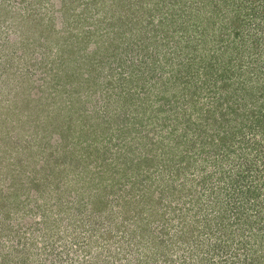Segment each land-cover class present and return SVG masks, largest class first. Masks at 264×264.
Masks as SVG:
<instances>
[{
	"label": "rangeland",
	"instance_id": "rangeland-1",
	"mask_svg": "<svg viewBox=\"0 0 264 264\" xmlns=\"http://www.w3.org/2000/svg\"><path fill=\"white\" fill-rule=\"evenodd\" d=\"M212 1L0 0V264H238L208 242L260 241L264 125L236 110L258 72L212 53Z\"/></svg>",
	"mask_w": 264,
	"mask_h": 264
},
{
	"label": "trees",
	"instance_id": "trees-1",
	"mask_svg": "<svg viewBox=\"0 0 264 264\" xmlns=\"http://www.w3.org/2000/svg\"><path fill=\"white\" fill-rule=\"evenodd\" d=\"M212 6L216 7V9L213 10L214 13L209 12L211 14L209 20L212 21L213 13L214 18H217L220 21L219 25H222V22L223 25H226V28L222 27L221 30L218 28L212 30L210 34L211 43L216 44V42L222 43V41H225V47L223 50L221 46H218L216 44L212 46L214 47V49L211 50L212 53L220 52L221 55H228L230 57L229 64L234 61L232 55L236 51H238L237 56H239V54L241 53V59H239V62H243V59H246L248 57V54H250L252 59L246 68L258 72L254 75V77H249L248 79H246L244 76L241 77L240 82L237 84L239 94H241L242 90L245 92V88H247L250 80H255L256 83H253V86L250 88V90L245 92L248 97L250 96L251 99L248 100L247 98L242 97L241 101L243 104H239L240 107H236V110L237 112H239L238 115H242L243 117L247 118V122H249V119H251V129H254V127H256L257 125L261 127L262 125H264V83L260 82L261 79H264V0H213ZM217 7H221V9ZM228 12H230L229 20ZM254 25L261 30V36L251 35L250 37H248L246 34L249 30V27H254ZM246 28H248L247 31ZM224 29L226 31L225 33ZM231 32L232 35H234V39L236 37V40H234L235 42H233V44L229 42L232 41L230 40ZM200 34L201 42L204 36L208 37L207 30L204 31L203 28H201ZM193 41L198 42L197 44L200 43L201 45V42H199V40L193 38ZM205 43H209L208 39L205 41ZM197 44H195V46L199 47ZM229 64L226 63L224 69L228 68ZM236 68L238 69V71L240 70L238 61L236 63ZM242 68H244V66H242ZM221 79L222 78L219 77L215 81L218 82V80ZM229 107L232 108L231 105H229ZM232 109L235 110V108ZM239 164L241 166L240 169L245 170V172L250 171L249 169L253 165L251 164V162L247 161L245 163L240 162ZM255 170L256 172L259 171L257 168ZM243 190L244 188H242V191ZM202 228H198L197 232L202 233ZM263 236L259 237L260 241L258 240V242L253 243V249L252 247H247L246 240H238V242L236 243L234 239H231L230 241L226 236V238L223 240L208 242V244H210V247H207V250L209 252L216 250L218 251V253H225V256H231L235 258L238 264H264V244L262 242ZM204 237L205 236H195V238L202 239V245L207 242L206 240H203ZM243 249L245 250L242 253L241 251ZM249 252L251 253L249 254ZM200 259L203 264H205L206 261L211 260L209 257H202Z\"/></svg>",
	"mask_w": 264,
	"mask_h": 264
}]
</instances>
